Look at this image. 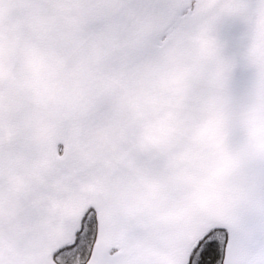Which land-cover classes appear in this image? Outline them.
<instances>
[{"label":"snow or ice","instance_id":"6c2138e0","mask_svg":"<svg viewBox=\"0 0 264 264\" xmlns=\"http://www.w3.org/2000/svg\"><path fill=\"white\" fill-rule=\"evenodd\" d=\"M0 264H264V0H0Z\"/></svg>","mask_w":264,"mask_h":264}]
</instances>
